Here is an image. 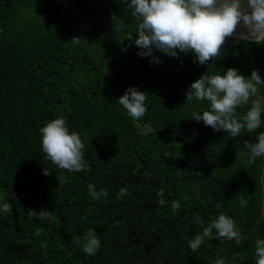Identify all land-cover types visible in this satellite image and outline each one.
I'll use <instances>...</instances> for the list:
<instances>
[{
	"label": "trees",
	"instance_id": "trees-1",
	"mask_svg": "<svg viewBox=\"0 0 264 264\" xmlns=\"http://www.w3.org/2000/svg\"><path fill=\"white\" fill-rule=\"evenodd\" d=\"M139 24L121 0H0V203L11 206L0 213V264H214L220 257L255 264V241L264 237V157L250 165L246 142L264 125L235 138L217 132L194 119L209 108L195 98L178 120L204 65L192 53H156L158 64L139 56L129 46ZM228 68L264 78V41L230 38L202 76ZM130 87L147 97L148 112L135 121L118 103ZM58 117L81 136L84 171L60 169L42 151L40 128ZM179 121L178 134L162 133ZM152 132L160 133L143 138ZM89 184L108 198L94 200ZM124 186L131 195L118 198ZM161 188L166 205L158 203ZM173 200L181 202L175 213ZM221 212L245 239L205 238L192 251L189 239ZM93 228L102 241L94 256L83 251Z\"/></svg>",
	"mask_w": 264,
	"mask_h": 264
},
{
	"label": "clouds",
	"instance_id": "clouds-1",
	"mask_svg": "<svg viewBox=\"0 0 264 264\" xmlns=\"http://www.w3.org/2000/svg\"><path fill=\"white\" fill-rule=\"evenodd\" d=\"M131 10V15L140 21L138 38L129 40L138 46V55L151 57L153 63H161L156 53L179 57L180 53H192L194 62L205 65L217 57L227 37L235 36L240 40L264 41V0H121ZM113 19L117 20L115 15ZM243 24L247 32L237 33L239 25ZM177 49L179 51H177ZM126 50V49H124ZM264 85V78L258 70L251 77H245L237 68H228L223 74L203 75L194 81L186 92L189 99L207 101L209 108L203 112H194L197 122L211 126L215 131H223L233 138L238 137L242 130L255 132L264 125V96L259 95V86ZM145 92L138 87H130L119 98L118 103L134 121L146 115ZM246 115H237L239 106L248 105ZM42 151L58 168L68 172L84 171L87 165L83 159L84 144L77 132H72L63 117H58L40 128ZM249 153V164H255L258 157H264V131L259 132L255 142H246ZM46 172V171H45ZM47 173V172H46ZM87 190L94 200L107 199V189L97 190L94 184H89ZM131 195L128 187H121L118 198ZM157 195L158 203L166 205L164 188ZM187 200L188 197H183ZM241 206H247V200L241 198ZM217 208L222 207L219 203ZM173 212L181 208L180 200L171 202ZM8 203H0V213L10 212ZM264 211V210H262ZM41 218H46L41 211ZM197 223H202L200 215L195 216ZM83 251L95 255L102 246V241L96 229H88ZM205 238L235 240L241 243L243 237L237 228L236 221L221 212L218 218L212 220L201 233L191 237L188 245L192 251H197ZM214 264H226L223 257L216 258ZM255 264H264V237L255 241Z\"/></svg>",
	"mask_w": 264,
	"mask_h": 264
},
{
	"label": "water",
	"instance_id": "water-1",
	"mask_svg": "<svg viewBox=\"0 0 264 264\" xmlns=\"http://www.w3.org/2000/svg\"><path fill=\"white\" fill-rule=\"evenodd\" d=\"M244 6H245V10H248V9H247V5H246V0H245V5H244ZM246 32H247L246 27H244L243 24L241 23V25H239L238 28H237V33H238L239 35H243V34L246 33ZM230 38H235V36H233V37H227V38H226V41H225L224 45H222V47H221V51H220L219 55H218L217 57L213 58L212 60H210L207 64H205V65H204V66L198 71L197 76H196V78H195L194 81L200 79L201 76H202V74H203V72H204V70H205L206 68L210 67L211 65L215 64V63H216V62H217V61H218V60L224 55V52H225V50L227 49V46H228V43H229ZM248 41H249V40H248ZM253 42H255V41H253ZM187 100H188V97H187V95H185V96L182 98V100H181V102H180V104H179V106H178V108H177L176 115H177L178 120H179V117H180L181 109H182V107L185 105V103L187 102ZM179 122H180V121H179ZM181 128H182V123L180 122V125H179V127H178L176 130L171 131V132H162V133H163L164 135H172V136H173V135L178 134V133L181 131ZM159 133H160V132H152V133H149V134L145 135L143 138H148V137H151V136L157 135V134H159ZM164 149H166V148H164ZM134 152H135V154L137 155V153H136V149H135V146H134ZM170 162H171V160H170ZM161 164H162V154L160 155L159 168L161 167Z\"/></svg>",
	"mask_w": 264,
	"mask_h": 264
}]
</instances>
